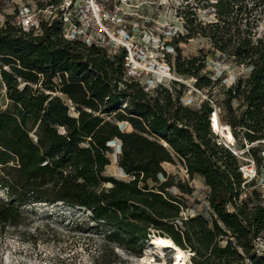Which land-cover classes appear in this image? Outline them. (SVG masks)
Returning <instances> with one entry per match:
<instances>
[{"label": "trees", "instance_id": "16d2710c", "mask_svg": "<svg viewBox=\"0 0 264 264\" xmlns=\"http://www.w3.org/2000/svg\"><path fill=\"white\" fill-rule=\"evenodd\" d=\"M67 2L25 0L22 8L37 16L26 31L21 4L0 0L8 102L0 109V231L20 227L26 206L64 204L88 212L108 229L109 245L138 257L153 238H166L192 254L191 264H264L260 193L252 184L241 199L240 161L211 123L217 113L264 168V0H183V31L146 23L159 60L179 79L152 86L129 74L127 49L107 35L90 45L67 39ZM100 6L114 17L115 0ZM228 69L237 70L230 84ZM185 92L203 98L187 104ZM113 141L125 178L111 172ZM178 162L190 180H202L200 191L163 167Z\"/></svg>", "mask_w": 264, "mask_h": 264}, {"label": "rangeland", "instance_id": "374dc122", "mask_svg": "<svg viewBox=\"0 0 264 264\" xmlns=\"http://www.w3.org/2000/svg\"><path fill=\"white\" fill-rule=\"evenodd\" d=\"M14 1L20 3L22 8L25 0ZM106 1L68 0L65 16L69 18V22L65 32L75 29L78 20L89 36L101 39L102 34L107 35L115 47H125L129 57L132 55L130 69L141 76L143 82L149 83V86L153 85L152 81L168 84L179 80L176 74L167 72L169 70L165 61L159 60L163 59L159 40L145 24L150 21L155 23L156 28L164 34L171 29L183 31L184 22L177 13L183 0H115L117 8L111 18L107 10L100 6V3L105 5ZM22 13L24 17L28 15L25 8H22ZM126 15H135L137 19L128 21L124 18ZM28 16L35 22L36 14L29 13ZM201 18L213 19L204 12L201 13ZM3 21L4 16L0 15V23ZM125 27L132 28L131 36ZM261 32H264V24ZM236 72V69L226 71L228 84L234 82ZM185 83L191 86L193 81ZM184 97L187 104L199 103L203 98L201 94L192 96L190 92H185ZM7 103L6 89L0 78V109H4ZM130 130L126 126V131ZM219 136L221 137L220 134ZM234 143L238 150H243V143ZM119 147H114L111 172L115 177L125 178L117 166ZM163 167L168 174L190 181L197 191L203 188L202 180L197 177L190 180L179 162L166 163ZM3 197L4 193L0 191V198ZM22 212L25 221L20 227L0 231V264H107L106 262L111 261H114L111 264H144L141 260L147 256L148 247L143 257H138L116 245H109L105 240L108 229L93 223L90 214L83 209L64 204L37 203L24 207ZM154 256L160 264L173 263L172 252H167L165 258L157 252ZM190 258L187 264H191Z\"/></svg>", "mask_w": 264, "mask_h": 264}, {"label": "built area", "instance_id": "2783aa9c", "mask_svg": "<svg viewBox=\"0 0 264 264\" xmlns=\"http://www.w3.org/2000/svg\"><path fill=\"white\" fill-rule=\"evenodd\" d=\"M25 12L29 15V10L25 9ZM48 13V14H47ZM50 13V14H49ZM53 11L51 8H47L45 10H43V14L47 17H50L52 15ZM24 15V13H23ZM26 16L23 18V28L28 31L29 30V26L32 25L34 23V21L32 20V18H30L29 16ZM25 16V15H24ZM64 20L65 22L68 24L69 22V18H67L64 14ZM38 27V25H36ZM75 29H69L65 32V37L69 40H75L78 37H83L85 40V43L87 45H90L92 42H96V43H105V40L101 37V39H95L91 36H89L87 34L86 28L84 27H78V26H74ZM112 43L114 45V43L110 40L108 44ZM131 59H132V55H128V57L126 58L127 60V66L129 69V74L130 75H136V73L134 71H132L131 68ZM169 71V73H171L169 67H167ZM152 84L153 81H152ZM216 133V132H215ZM218 134V133H216ZM219 135V134H218ZM222 143L229 148L232 153L239 159L240 161V171L243 174V179L244 182L242 184V191L243 194L241 196V199L246 197V193L248 192L250 186L252 184H254L253 188L258 189L259 193H260V197L262 200V205L264 207V168L262 169V171H260L258 169V166L255 162V160L248 155L249 149L251 146H247L245 149L243 150H238L235 147V143H229L228 141H226V139L224 137H220ZM116 145H119V153L121 150V143L119 141H113L110 143L111 147H116ZM123 174V172H122ZM123 176L125 177V175L123 174ZM119 178V177H117ZM257 247L260 249H264V240L259 238L257 239Z\"/></svg>", "mask_w": 264, "mask_h": 264}, {"label": "bare ground", "instance_id": "6f19581e", "mask_svg": "<svg viewBox=\"0 0 264 264\" xmlns=\"http://www.w3.org/2000/svg\"><path fill=\"white\" fill-rule=\"evenodd\" d=\"M213 117V130L220 134L222 137H225L226 141L229 143L235 142L233 133L231 132L228 126H223L220 124L218 114L214 113ZM151 249L156 250L157 253L161 254L162 258H165L167 252L173 253V263L172 264H187L189 257L192 256L190 252L184 251L181 248L177 247L176 244L171 239L166 238H153L148 245L146 250L147 256L143 258L144 264H160L154 256L156 252H152ZM151 255V256H150Z\"/></svg>", "mask_w": 264, "mask_h": 264}, {"label": "water", "instance_id": "95a60500", "mask_svg": "<svg viewBox=\"0 0 264 264\" xmlns=\"http://www.w3.org/2000/svg\"><path fill=\"white\" fill-rule=\"evenodd\" d=\"M214 115V114H213ZM212 121H213V117H211V123H212ZM212 125H213V123H212Z\"/></svg>", "mask_w": 264, "mask_h": 264}, {"label": "clouds", "instance_id": "9594fccd", "mask_svg": "<svg viewBox=\"0 0 264 264\" xmlns=\"http://www.w3.org/2000/svg\"><path fill=\"white\" fill-rule=\"evenodd\" d=\"M114 148V147H113Z\"/></svg>", "mask_w": 264, "mask_h": 264}]
</instances>
